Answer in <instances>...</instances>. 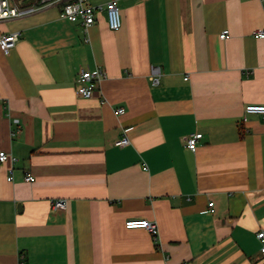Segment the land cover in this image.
<instances>
[{"label":"crops","instance_id":"crops-1","mask_svg":"<svg viewBox=\"0 0 264 264\" xmlns=\"http://www.w3.org/2000/svg\"><path fill=\"white\" fill-rule=\"evenodd\" d=\"M118 5V31L105 11L84 31L58 5L0 21L19 35L0 47V152L17 158L0 162V264H264V116L246 113L264 104V0Z\"/></svg>","mask_w":264,"mask_h":264},{"label":"built area","instance_id":"built-area-1","mask_svg":"<svg viewBox=\"0 0 264 264\" xmlns=\"http://www.w3.org/2000/svg\"><path fill=\"white\" fill-rule=\"evenodd\" d=\"M22 0H14V4H11L9 0H0V21L21 18L27 16L41 8L58 5L61 6V16L69 20L70 22H81L84 31L95 24L97 21V15L101 12L107 13V21L109 28L113 31H118L123 25L121 9L118 5V0H111L107 4L92 5L89 0H36V5L29 8L22 7ZM256 38L264 39V29H259L254 34ZM222 39L229 38V31H224L221 35ZM19 39L18 34H10L0 37V47L5 53L12 50ZM153 73H157L154 70ZM107 77V74L102 69L95 70H82L77 77V93L80 97L90 99L98 90L101 82ZM155 83H158L157 78H152ZM124 109H118L116 114H122ZM247 114H261L264 116V104H250L246 106ZM203 137L202 133H196L190 135L186 140V147L191 151H196L198 148L199 140ZM129 139L125 136L122 140L116 143L117 146L128 145ZM8 160L16 162L17 158L9 155L5 151L0 152V162L4 163ZM9 180H13L11 176ZM26 180L32 182L33 176L26 173ZM210 210L214 212V203L209 204ZM53 207L57 210H65L67 208V201L64 199H58L53 203ZM128 229H146L148 230L156 241L159 237V229L156 223L151 222L144 218H133L126 221L125 224ZM261 243L260 251L264 254V231H261L257 235ZM19 264H27L24 258L20 259Z\"/></svg>","mask_w":264,"mask_h":264},{"label":"rangeland","instance_id":"rangeland-1","mask_svg":"<svg viewBox=\"0 0 264 264\" xmlns=\"http://www.w3.org/2000/svg\"><path fill=\"white\" fill-rule=\"evenodd\" d=\"M10 2H11V4H14V0H9ZM16 1H18V0H16Z\"/></svg>","mask_w":264,"mask_h":264},{"label":"bare ground","instance_id":"bare-ground-1","mask_svg":"<svg viewBox=\"0 0 264 264\" xmlns=\"http://www.w3.org/2000/svg\"><path fill=\"white\" fill-rule=\"evenodd\" d=\"M38 11V10H37ZM7 21V20H6ZM210 207V206H209ZM158 244V243H157ZM21 256V255H20ZM21 259V258H20Z\"/></svg>","mask_w":264,"mask_h":264}]
</instances>
